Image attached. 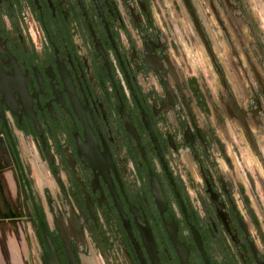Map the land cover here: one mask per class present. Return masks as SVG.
<instances>
[{
  "label": "flooded vegetation",
  "instance_id": "flooded-vegetation-1",
  "mask_svg": "<svg viewBox=\"0 0 264 264\" xmlns=\"http://www.w3.org/2000/svg\"><path fill=\"white\" fill-rule=\"evenodd\" d=\"M10 221L29 264H264V0H0Z\"/></svg>",
  "mask_w": 264,
  "mask_h": 264
},
{
  "label": "water",
  "instance_id": "water-1",
  "mask_svg": "<svg viewBox=\"0 0 264 264\" xmlns=\"http://www.w3.org/2000/svg\"><path fill=\"white\" fill-rule=\"evenodd\" d=\"M46 238L52 256L50 264H60L50 237ZM27 242L24 227L11 221L0 223V264H29ZM66 253L70 264H79L68 240H66Z\"/></svg>",
  "mask_w": 264,
  "mask_h": 264
},
{
  "label": "rangeland",
  "instance_id": "rangeland-1",
  "mask_svg": "<svg viewBox=\"0 0 264 264\" xmlns=\"http://www.w3.org/2000/svg\"><path fill=\"white\" fill-rule=\"evenodd\" d=\"M34 169L32 170V175H33V181L35 182V187L36 189H38L39 191H41L44 187V184L41 180V176L40 173H38V170L36 169L35 163H32ZM33 251L35 252V254L37 253V249H36V240L35 238H33ZM38 256V253H37ZM82 259V264H103V260L100 258V256L98 255L97 251L93 248V246H91L89 248V253L84 254L81 256Z\"/></svg>",
  "mask_w": 264,
  "mask_h": 264
}]
</instances>
